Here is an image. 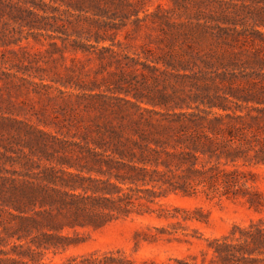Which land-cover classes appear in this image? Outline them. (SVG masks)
<instances>
[{
	"label": "trees",
	"instance_id": "obj_1",
	"mask_svg": "<svg viewBox=\"0 0 264 264\" xmlns=\"http://www.w3.org/2000/svg\"><path fill=\"white\" fill-rule=\"evenodd\" d=\"M53 2L79 13H47L60 9ZM144 3L0 0L3 44L42 42L40 35L64 59L66 52L97 59L96 73L116 66L134 76L44 83L37 75L34 92L45 88L59 105L55 132L43 127L47 119L0 109V264H49V253L84 242L79 229L133 216L168 221L136 230L135 250L144 241L190 242L198 231L184 238L179 228L208 215L164 201L173 194L264 210L255 185L264 167V13L155 12ZM16 79L26 81L0 66V87L20 89ZM207 241L201 264H264V218ZM56 264H198V257L137 262L116 249Z\"/></svg>",
	"mask_w": 264,
	"mask_h": 264
},
{
	"label": "rangeland",
	"instance_id": "obj_2",
	"mask_svg": "<svg viewBox=\"0 0 264 264\" xmlns=\"http://www.w3.org/2000/svg\"><path fill=\"white\" fill-rule=\"evenodd\" d=\"M143 2H145L143 5L146 8L155 12L166 9L168 13H209V9H211L212 13H243L247 15L248 13H264V0H204L199 5L194 0H143ZM60 3H51L60 6V9L52 10L48 6L47 13H79L73 8H67L65 4L61 3L60 5ZM38 11L44 13L43 10L38 9ZM140 13L142 15L145 12L141 11ZM123 33L124 31L120 30L117 38L123 39ZM25 34L16 33L18 37ZM38 37L42 42L35 41L33 36H30L29 39L23 37L17 43L3 44L0 42V66L26 78V81L16 79L18 83H24L21 84L20 89L16 86L8 89L6 86L0 87V109L2 111H9L8 108L11 105V111L21 118L34 122H37L38 119H47L50 124L43 127L55 132L57 116L62 117L59 112L54 110H58L59 105L48 100L45 88H40L43 92L41 94L34 92V86L29 81L32 79L39 81L40 78L37 75L45 77L44 83H51L49 77H65L67 75H73L86 83L96 78L101 80L103 77L115 79H132L134 77L129 74L122 75V70L116 66H110L106 70L96 73V69L99 67L97 59H88L89 57L81 54L72 59L70 52H66L67 58L64 59L60 52L53 50L50 46V38L40 35ZM55 40L61 44L60 39ZM131 41L134 49H138L134 44L139 43L141 39L135 38ZM130 53L132 52L130 51ZM66 67L69 68L67 71ZM101 83L104 84V82ZM258 173L255 185L264 195V167H260ZM164 201L191 209L201 208L207 213L208 222L190 221L186 230L179 228L177 235L184 238L187 236L182 233L183 231L193 232L194 229L198 231L196 236H188L191 239L190 242L166 239L151 243L144 241L135 250L134 234L136 230L141 228L147 230V225L167 226L168 221L149 215L121 218L99 229H79L85 239L84 242L57 254L49 253L47 261L52 260L49 264H56L72 255L121 249L130 254L137 262L155 260L166 263L175 257L196 255L198 264H201V251L207 248L208 239L226 234L234 224H248L252 219L264 218V210L256 211L240 200H218L207 199L202 195L188 197L173 194ZM70 232L72 233V231Z\"/></svg>",
	"mask_w": 264,
	"mask_h": 264
}]
</instances>
